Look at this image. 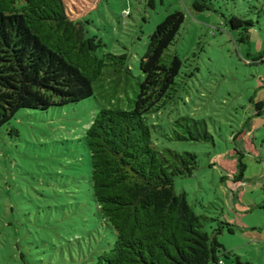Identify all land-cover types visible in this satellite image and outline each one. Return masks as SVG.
Wrapping results in <instances>:
<instances>
[{"label":"rangeland","instance_id":"1","mask_svg":"<svg viewBox=\"0 0 264 264\" xmlns=\"http://www.w3.org/2000/svg\"><path fill=\"white\" fill-rule=\"evenodd\" d=\"M192 2L100 0L85 19L87 36L103 41L99 57L115 59H107L94 96L46 112L20 110L0 128V264H96L112 246L84 133L101 108H133L150 36L175 11L185 22L164 62L178 55L183 67L167 104L147 117L154 143L196 154V171L176 178L175 189L203 217L205 231L219 222L235 230L217 236L224 264L237 257L264 264V62L256 60L264 53V0H214L204 12ZM232 15L256 22L247 44L226 25ZM186 116L205 121L213 141L177 140L176 122Z\"/></svg>","mask_w":264,"mask_h":264},{"label":"trees","instance_id":"2","mask_svg":"<svg viewBox=\"0 0 264 264\" xmlns=\"http://www.w3.org/2000/svg\"><path fill=\"white\" fill-rule=\"evenodd\" d=\"M99 1L0 0V128L20 110L46 112L94 96L107 59H115L99 57L103 41L87 36L85 19ZM213 1L193 0L192 8L211 11ZM225 21L239 33L238 42H249L252 18L232 15ZM184 22L182 11L170 13L150 36L133 108H101L84 133L94 200L115 232L96 264H219L224 248L217 236L225 229L235 232L226 222L211 234L204 230L203 217L175 189L176 178L196 171V154L160 150L147 122L167 104L181 73L179 56L169 64L164 56ZM256 60L264 62V53ZM176 125L182 130L175 133L177 140L213 141L203 120L186 116ZM237 167L239 180L245 169L241 159Z\"/></svg>","mask_w":264,"mask_h":264},{"label":"built area","instance_id":"3","mask_svg":"<svg viewBox=\"0 0 264 264\" xmlns=\"http://www.w3.org/2000/svg\"><path fill=\"white\" fill-rule=\"evenodd\" d=\"M219 264H224V262L221 260V261L219 262Z\"/></svg>","mask_w":264,"mask_h":264}]
</instances>
